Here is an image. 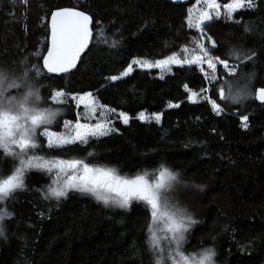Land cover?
Wrapping results in <instances>:
<instances>
[{
  "label": "trees",
  "instance_id": "1",
  "mask_svg": "<svg viewBox=\"0 0 264 264\" xmlns=\"http://www.w3.org/2000/svg\"><path fill=\"white\" fill-rule=\"evenodd\" d=\"M194 1L0 0V70L20 75L26 67L41 65L36 53H45L50 10L79 6L92 13L102 25H93V39L78 66L59 77L45 72L34 78L43 98L39 107L59 110L49 128L60 132L63 122H75L81 109L71 101L53 103L49 93L91 92L99 104L125 112L129 123L115 122L116 131L62 149H48L38 135L41 147L35 154L83 160L129 179L148 173L150 181L165 166L177 174L171 192L174 206L197 221L185 234V253L211 248L214 264H264V103L246 90L253 73V87H264V0H254L252 10L236 12L233 20L241 23L220 18L205 28L216 41L212 54L239 65L235 75L218 66L216 81L207 85L198 67L176 66L163 79L154 69L140 68L119 80L107 79L119 75L133 58L155 61L192 47L200 35L187 27V9ZM231 47L256 56L235 61L227 54ZM237 81L242 83L238 89L233 85ZM205 88L223 108L221 115L205 100L188 101L189 93L200 94ZM221 88L229 94L226 100L219 97ZM238 94L239 103L229 104L230 96ZM140 112L162 117L159 123H143L137 118ZM243 115L249 117L247 129L241 124ZM12 164L0 153V174H10ZM25 182L26 190L0 204L13 214L3 222L6 239L0 238V264H155L145 204L132 202L130 209L120 210L78 192L59 201L45 200L37 189L49 183L46 174L33 170Z\"/></svg>",
  "mask_w": 264,
  "mask_h": 264
},
{
  "label": "snow or ice",
  "instance_id": "2",
  "mask_svg": "<svg viewBox=\"0 0 264 264\" xmlns=\"http://www.w3.org/2000/svg\"><path fill=\"white\" fill-rule=\"evenodd\" d=\"M201 3L204 7L197 8L196 5ZM196 5L187 9L186 17L187 27L195 29L200 34L191 41L193 47L185 46L179 54L173 53L154 62L143 58H133L119 75H112L107 79L116 81L127 77L133 71V65L169 71L171 65L196 66L210 83L217 79L218 65L223 66L228 75H235L239 65L230 64L229 59H222L219 55L212 54V50L217 46L216 41L205 32V28L208 23L222 16L235 23H241L239 20H233L234 14L244 8L254 9L256 7L254 0H229L225 4L219 3L218 0H196ZM46 15L50 16L47 24L48 43L44 49L46 55L36 53L37 58L42 60V65L26 67L20 75L0 70V153L13 161L10 174H0V204L7 202L18 190L27 189L25 181L29 172L33 170L43 172L48 175L50 183L37 191L44 193L42 198L45 200L59 201L67 197L69 191H78L92 195L105 205L113 204L122 209H130L133 201L143 202L151 217V224L148 225V244L149 249L155 254V264H167L168 261H171V264H214L213 258L216 253L211 248L204 249L198 258L186 255L182 251V245L186 241L185 234L197 221L192 219L185 210L169 208L163 192L166 187H170L172 181L177 179V174L169 168L161 166L153 183L148 178V173L138 174L135 178L129 179L117 174L115 169L92 166L83 160L48 158L35 154L34 150L41 147L37 142L38 135L46 138L48 149H62L76 143L86 144L90 137L104 136L111 131H116L110 126L111 121L108 119L109 113H115L116 109L98 104L97 98L91 92L81 95L68 93L62 89H54L49 93L51 102L62 105L72 100L76 102L77 109L83 105L84 111L82 114L77 113L75 123L71 120L63 122L65 132L50 130L49 125L60 113L59 110L39 107L43 98L33 82L34 78L44 75L45 72L46 74H67L76 68L82 54L89 48L93 39V25L100 26L102 21L98 18L94 19L92 13L82 10L79 6L58 7L50 10ZM249 30L248 26L244 27L245 32ZM100 31L103 32L102 27ZM205 40L210 42L211 46L206 44ZM227 54L231 59L241 63L251 61L256 56L254 51H245L240 47L229 48ZM205 64L211 70V75L205 71L203 67ZM254 75V73L249 74L246 90L254 99L264 103V87L259 89L253 87ZM185 89L188 90L187 85ZM13 90L19 91V95H10L9 93ZM201 91L209 90L205 88ZM197 96L198 93L191 92L188 100L195 103ZM219 97L221 99L225 97L223 88L219 90ZM239 99V94L233 97L236 103H239ZM204 100L210 103L216 115L222 114L223 108L215 99L205 96ZM168 106L179 107V104L169 103ZM98 111L102 119L95 124L81 122V118L85 121L96 118ZM118 115L125 125L129 123L130 118L125 112L121 111ZM161 117V113L151 114V118L157 123L160 122ZM137 118L141 121L149 120L145 112H140ZM248 120L247 115L241 117V124L245 129L249 127ZM41 128L43 131H38ZM89 155L92 154L89 153ZM12 215L0 208V238L6 239L3 222L5 219H11ZM161 220L166 225L164 238L169 242L167 255L157 233V226ZM172 245L175 247L173 248Z\"/></svg>",
  "mask_w": 264,
  "mask_h": 264
},
{
  "label": "rangeland",
  "instance_id": "3",
  "mask_svg": "<svg viewBox=\"0 0 264 264\" xmlns=\"http://www.w3.org/2000/svg\"><path fill=\"white\" fill-rule=\"evenodd\" d=\"M194 5H196V0L193 2V4H192L190 7H193ZM196 7H197V8H203L204 5L201 3L200 5H196ZM246 9H247V8H244V9H240V10H238V11H242V10H246ZM221 11L223 12V9H221ZM238 11H237V12H238ZM194 14H195V13H194ZM221 18H224V19H225L226 17H225V16H222ZM226 19H227V18H226ZM192 30L196 31L195 29H192ZM209 46H210V43H209ZM188 47H189V46H188ZM192 47H193V46H192ZM190 48H191V47H190ZM149 61H150V60H149ZM152 62H154V61H152ZM176 66H177V65H171V66H170V71H169V70H161V69H159V68H155V67H153V68H140V67L137 66V65H133V69H135V68H140V69H154V70H156V72L158 73L159 77L161 78V76L164 77V76H166V75H169V74L171 73V69H172L173 67H176ZM185 66H187V65H185ZM218 66H221V65H218ZM203 67H204L205 71L208 72L209 75H211V70L207 68V65L205 64V65H203ZM221 67H222V69H224L223 66H221ZM217 68H218V67H217ZM224 71L227 72V70H225V69H224ZM205 80H206V82H207V85H210V84H212V83H214V82L216 81V80H214V81H211V83H210L208 79L205 78ZM233 85L236 86L237 89H238L239 87H241L242 83H240V81H237V82L234 83ZM190 94H191V93H189V95H190ZM205 96H207V92H202V93L198 94V96H197V102H199V101H203ZM228 96H229V94L225 93V97H224L222 100H226ZM233 97H234V96H232V97L230 96V98H229V100H228V103H229V104H233V103H234ZM252 97H253V96H252ZM69 101H71V102L75 105V107H76V102H75V101H72V100H69ZM188 101H189V100H188ZM189 102L193 103L192 101H189ZM97 103H98V102H97ZM195 103H196V102H195ZM98 104H99V103H98ZM209 104H210V103H209ZM210 106H211V105H210ZM80 109H81L80 113L82 114L83 111H84V109H83V105L80 106ZM105 111H106V109H105ZM118 114H119L118 112H115V113H109V115H108V119L111 121V125H110L111 127H114L115 122H120V123L124 124L123 121H122V118H120ZM145 114H146V113H145ZM146 116L149 117V120H147V121H141L140 119H138V120L141 121V122H143V123H157L154 119L151 118V115L146 114ZM137 117H138V115H137ZM99 119H102V117L100 116V111L97 112V116H96V118L91 119V120H88V121H85V120H83V119L81 118V122H82V123H83V122H88V123L95 124ZM73 123H75V122H73ZM38 131H43V129H40V130H38ZM51 131H53V130H51ZM60 132H61V133H62V132H65V129H64V127H63V124H62V129H61ZM111 132H112V131H111ZM109 133H110V132H109ZM99 137H102V136H98V137H90L88 140L93 139V138H99ZM41 138L45 141V143H47L45 137L41 136ZM10 161H12V160L10 159ZM12 162H13V161H12ZM42 173H43V172H42ZM44 174H45V173H44ZM47 176H48V175H47ZM157 176H158V175H157ZM48 178H49V177H48ZM155 179H156V178H155ZM155 179H153L151 182L154 183V182H155ZM172 182H173V181H172ZM172 182L170 183V187H166V188H165V190H164V192H163V195L166 196V198H167V202H168L169 208H170V209H173V210H177V208H176V207L174 206V204H173V198H172V195H171V192H173ZM49 183H50V179H49ZM49 183H48V184H49ZM48 184H47V185H48ZM69 192H78V191H69ZM69 192H68V193H69ZM78 193H81V192H78ZM82 194L87 195V196L90 197L92 200H94L95 202L101 204V205L104 206V207L116 208V209H120V210H127V209H122V208H120V207H118V206H115V205H113V204L105 205L103 202L97 201V200H96L92 195H90V194H86V193H82ZM133 202H141V201H133ZM141 203H143V202H141ZM143 204H144V203H143ZM150 224H151V223H150ZM165 228H166V225H165L164 221L161 220V221L159 222L158 226H157V233H158L159 239H160V241H162L163 247H164V249H165V255H167V254H168V249H169V242H168L167 239L164 238V237H165ZM189 229H190V228H189ZM169 235H170V234H169ZM148 239H149V234H148ZM172 247L174 248L175 245H172ZM182 248H183V245H182ZM182 251H183V250H182ZM183 252H184V251H183ZM152 253H153V252H152ZM184 253H185V252H184ZM200 253H202V252H198V253H185V254H186V255H189V256H192V257H196V258H198ZM153 256H154V259H155V254H154V253H153ZM167 264H171V261H168Z\"/></svg>",
  "mask_w": 264,
  "mask_h": 264
},
{
  "label": "water",
  "instance_id": "4",
  "mask_svg": "<svg viewBox=\"0 0 264 264\" xmlns=\"http://www.w3.org/2000/svg\"><path fill=\"white\" fill-rule=\"evenodd\" d=\"M166 2H168V3H170V4H172V5H187V4H189L190 2H192L193 0H175V2H174V0H165ZM50 21V16L48 17V22ZM48 35L49 34H47V43H48ZM90 44H91V42H90ZM90 46V45H89ZM88 49H86L85 50V52L82 54V56L86 53V51H87ZM44 55H46V51H45V53H44ZM82 56H81V58H82ZM78 64H79V61H78V63H77V66H78ZM41 65H42V60H41ZM75 69V68H74ZM74 69H72L71 71H73ZM49 75H51V76H54V77H59V76H62V75H64V74H59V75H57V74H49ZM259 88H261V87H259ZM259 88H257V89H259ZM258 103H260V104H262V102L261 101H259V100H257V99H255Z\"/></svg>",
  "mask_w": 264,
  "mask_h": 264
}]
</instances>
